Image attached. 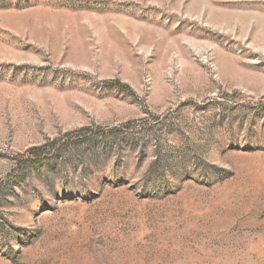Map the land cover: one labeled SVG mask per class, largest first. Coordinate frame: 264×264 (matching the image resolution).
I'll list each match as a JSON object with an SVG mask.
<instances>
[{
    "label": "rangeland",
    "instance_id": "obj_1",
    "mask_svg": "<svg viewBox=\"0 0 264 264\" xmlns=\"http://www.w3.org/2000/svg\"><path fill=\"white\" fill-rule=\"evenodd\" d=\"M0 264H264V0H0Z\"/></svg>",
    "mask_w": 264,
    "mask_h": 264
},
{
    "label": "trees",
    "instance_id": "obj_2",
    "mask_svg": "<svg viewBox=\"0 0 264 264\" xmlns=\"http://www.w3.org/2000/svg\"><path fill=\"white\" fill-rule=\"evenodd\" d=\"M46 145H42V146H34L30 149V152L33 153L34 157L33 159H38V158H45L48 157L47 153L45 152Z\"/></svg>",
    "mask_w": 264,
    "mask_h": 264
}]
</instances>
